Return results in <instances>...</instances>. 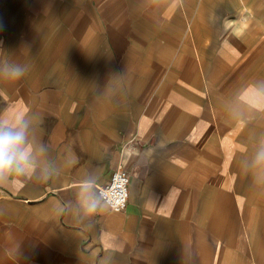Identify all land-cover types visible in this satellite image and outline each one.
<instances>
[{"label":"crops","instance_id":"obj_1","mask_svg":"<svg viewBox=\"0 0 264 264\" xmlns=\"http://www.w3.org/2000/svg\"><path fill=\"white\" fill-rule=\"evenodd\" d=\"M7 61L0 264H264V0H0Z\"/></svg>","mask_w":264,"mask_h":264},{"label":"clouds","instance_id":"obj_2","mask_svg":"<svg viewBox=\"0 0 264 264\" xmlns=\"http://www.w3.org/2000/svg\"><path fill=\"white\" fill-rule=\"evenodd\" d=\"M27 71V66L7 61L0 67V79L18 80ZM25 127L26 125H21L18 130H14L8 126L0 127V185L5 183L8 174L13 172L17 176L24 174L25 168L28 165L29 153L24 147ZM258 160H264V150L261 151ZM22 186V184L19 187H17L16 183L12 184L14 189H19ZM97 207L96 204L89 205L86 209L87 214H95Z\"/></svg>","mask_w":264,"mask_h":264},{"label":"built area","instance_id":"obj_3","mask_svg":"<svg viewBox=\"0 0 264 264\" xmlns=\"http://www.w3.org/2000/svg\"><path fill=\"white\" fill-rule=\"evenodd\" d=\"M99 198L112 210L124 211L130 198V176L126 169L115 171L110 181L98 191Z\"/></svg>","mask_w":264,"mask_h":264}]
</instances>
